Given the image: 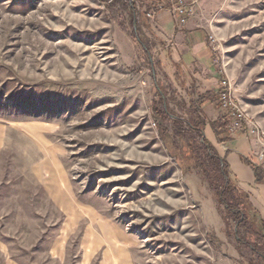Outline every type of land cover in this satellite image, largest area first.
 Here are the masks:
<instances>
[{
    "label": "rangeland",
    "instance_id": "374dc122",
    "mask_svg": "<svg viewBox=\"0 0 264 264\" xmlns=\"http://www.w3.org/2000/svg\"><path fill=\"white\" fill-rule=\"evenodd\" d=\"M151 16L144 0H0V264H264L189 157ZM193 16L264 141V0Z\"/></svg>",
    "mask_w": 264,
    "mask_h": 264
},
{
    "label": "crops",
    "instance_id": "0c3cea01",
    "mask_svg": "<svg viewBox=\"0 0 264 264\" xmlns=\"http://www.w3.org/2000/svg\"><path fill=\"white\" fill-rule=\"evenodd\" d=\"M144 1L151 9L149 22L160 45L158 67L176 90L178 107L185 110L187 121L203 124V137L224 160L229 176L247 195L253 210L264 221V160L255 164L249 160L251 154L260 152L263 140L248 127L234 134L228 132V120L217 100L221 72L215 65L206 28L196 16H191L185 25H179L171 5L162 4L163 0ZM157 89L161 98H166L168 94ZM256 170L259 179L256 178Z\"/></svg>",
    "mask_w": 264,
    "mask_h": 264
},
{
    "label": "trees",
    "instance_id": "16d2710c",
    "mask_svg": "<svg viewBox=\"0 0 264 264\" xmlns=\"http://www.w3.org/2000/svg\"><path fill=\"white\" fill-rule=\"evenodd\" d=\"M202 125L199 122H187L188 129L198 138L196 141L193 137H189L187 145L190 150L189 157L197 164V169H201L202 174H200L208 183L219 206L223 207V212L228 218L238 221L235 234L237 240L248 245L256 253H264V221L253 210L247 195L229 176L224 160L203 137ZM255 173L256 178L259 179L258 170ZM240 229H243L244 233H240ZM245 233L253 237L251 241H248ZM261 258L264 261V256Z\"/></svg>",
    "mask_w": 264,
    "mask_h": 264
},
{
    "label": "built area",
    "instance_id": "2783aa9c",
    "mask_svg": "<svg viewBox=\"0 0 264 264\" xmlns=\"http://www.w3.org/2000/svg\"><path fill=\"white\" fill-rule=\"evenodd\" d=\"M164 4H170L173 15L175 16L179 25H185L186 21L194 15L198 0H164ZM150 17V14H148ZM207 41L213 54L219 56L220 44L217 38L211 34L207 35ZM218 59V60H217ZM215 58L218 62L219 58ZM223 73L224 69L220 67ZM218 105L223 110L224 116L228 120V132L234 134L236 131L248 127L254 130L256 136L262 140V132L258 124L253 120L249 113L244 109L241 103L236 99L233 85L230 79L224 74V76L218 82ZM262 147L259 153L251 154L249 160L252 164L261 162L264 160V141L261 143Z\"/></svg>",
    "mask_w": 264,
    "mask_h": 264
}]
</instances>
